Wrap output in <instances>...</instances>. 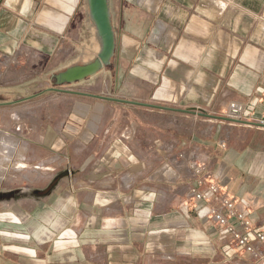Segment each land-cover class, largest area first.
I'll return each instance as SVG.
<instances>
[{
  "label": "crops",
  "instance_id": "crops-1",
  "mask_svg": "<svg viewBox=\"0 0 264 264\" xmlns=\"http://www.w3.org/2000/svg\"><path fill=\"white\" fill-rule=\"evenodd\" d=\"M12 4L24 23H13ZM110 8L112 63L51 91V105L21 108L36 109V122L11 115L16 147L0 152V264H264V249L259 259L232 247L202 216L220 197L194 198L196 176L172 159L181 149L264 229V127L227 116L232 102L259 114L264 106V0H110ZM25 32L49 55L101 48L87 0L2 1L0 48Z\"/></svg>",
  "mask_w": 264,
  "mask_h": 264
},
{
  "label": "rangeland",
  "instance_id": "rangeland-1",
  "mask_svg": "<svg viewBox=\"0 0 264 264\" xmlns=\"http://www.w3.org/2000/svg\"><path fill=\"white\" fill-rule=\"evenodd\" d=\"M2 1L4 0H0V4ZM12 8L15 15L13 17V23H24L25 20L19 15L17 5ZM29 36L30 34L25 32L17 44L12 43L10 46L0 48V152L9 150V153H11L13 149L11 150L10 147H16V143L13 140L17 138H13L12 140V135H14L13 130L18 124L13 122L11 115L15 117L22 115L23 119L27 118L28 123L32 121L36 122L33 117L34 114L32 113L36 109L21 108L36 106L37 104L45 106L51 105L52 92L48 91L47 88L55 86V79L52 78L53 74L64 70L66 67L77 64L82 60H87V58H92L91 60H93L97 56L95 54L98 49L92 46V43H88L89 50L92 53L90 57L83 56V48L73 50L64 49L61 51L56 49L52 55H49L46 51L33 49L27 43L33 42L30 41ZM83 36V41L90 40L85 31H83ZM70 86L72 85L68 84L62 86V88H68ZM74 86L77 88L81 85ZM10 110L13 111L11 112ZM252 124L254 123L252 122ZM180 150L173 153L172 159L175 161L174 163L179 167V172H184L189 175L192 174L193 178H195L196 172H200L201 169L200 171L197 170L199 167L198 165L194 166L195 163L193 161L191 164L194 166L192 170V166L189 165L188 161L184 160L185 153ZM161 172L163 171L161 170ZM158 175L160 176V173ZM192 181L191 185H194L196 178ZM207 183L209 184L210 182L207 181ZM143 184H149V182L144 181ZM150 184L152 183L150 182ZM100 249L101 247L98 242L92 244V250L100 251Z\"/></svg>",
  "mask_w": 264,
  "mask_h": 264
},
{
  "label": "built area",
  "instance_id": "built-area-1",
  "mask_svg": "<svg viewBox=\"0 0 264 264\" xmlns=\"http://www.w3.org/2000/svg\"><path fill=\"white\" fill-rule=\"evenodd\" d=\"M227 116L236 121H242L248 116L254 124L264 126V106L259 114L257 107L253 105L244 106L232 102L229 105ZM197 170L200 171V167ZM204 185H206L207 190L200 189ZM191 187L192 195L198 201L207 202L214 196L220 197L221 206L206 205L201 209V214L203 217L213 219L223 232L232 236L230 242L232 247L250 253L256 258H263L264 229H254L245 213L236 207L235 201L221 196V189L217 184L205 183L201 171L196 172V181ZM251 233L254 234L253 238Z\"/></svg>",
  "mask_w": 264,
  "mask_h": 264
},
{
  "label": "water",
  "instance_id": "water-1",
  "mask_svg": "<svg viewBox=\"0 0 264 264\" xmlns=\"http://www.w3.org/2000/svg\"><path fill=\"white\" fill-rule=\"evenodd\" d=\"M87 3L90 18L101 40L100 51L90 62L75 64L53 74L52 78L55 79V86L47 88L48 91H66L62 86L81 82L93 77L112 63L116 52V32L112 22L110 0H87ZM99 97L122 103L161 107L117 97Z\"/></svg>",
  "mask_w": 264,
  "mask_h": 264
}]
</instances>
